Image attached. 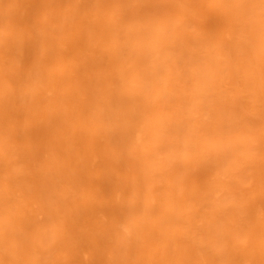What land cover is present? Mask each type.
I'll use <instances>...</instances> for the list:
<instances>
[{
    "label": "clouds",
    "instance_id": "obj_1",
    "mask_svg": "<svg viewBox=\"0 0 264 264\" xmlns=\"http://www.w3.org/2000/svg\"><path fill=\"white\" fill-rule=\"evenodd\" d=\"M0 264H264V0H0Z\"/></svg>",
    "mask_w": 264,
    "mask_h": 264
}]
</instances>
